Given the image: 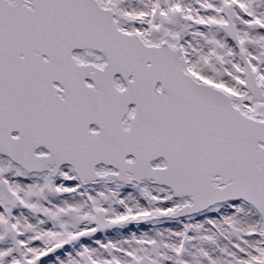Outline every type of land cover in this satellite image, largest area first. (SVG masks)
<instances>
[{
    "label": "snow or ice",
    "instance_id": "6c2138e0",
    "mask_svg": "<svg viewBox=\"0 0 264 264\" xmlns=\"http://www.w3.org/2000/svg\"><path fill=\"white\" fill-rule=\"evenodd\" d=\"M0 264H264V0H0Z\"/></svg>",
    "mask_w": 264,
    "mask_h": 264
}]
</instances>
